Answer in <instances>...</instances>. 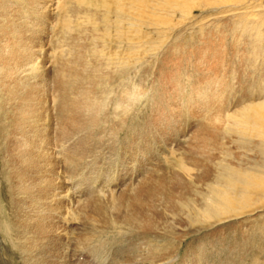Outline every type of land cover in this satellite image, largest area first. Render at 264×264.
<instances>
[{
    "label": "rangeland",
    "instance_id": "374dc122",
    "mask_svg": "<svg viewBox=\"0 0 264 264\" xmlns=\"http://www.w3.org/2000/svg\"><path fill=\"white\" fill-rule=\"evenodd\" d=\"M25 1L26 0H9L8 3V0H1L0 23L2 24L0 25H4L5 22H7L6 25H10L12 29L10 35L13 36V34H19L24 40L27 39L28 42L27 40L25 42L31 45L34 51L36 50L37 46V51H35L38 52L36 63L39 61L40 64H38V69L41 66V70L39 69L41 73L44 72V69L45 74L55 71L56 65L61 61L60 56H62V54L64 53L61 52L62 49H65V51L67 50V52H71L69 55L70 58H72V55H79L80 53H82L86 46L97 48L102 47V41H104L106 35L108 34H104L105 31L103 29L107 30L108 28H112L113 26L118 25V13L115 10L113 4L107 5L105 8L102 7L99 10H96V7L99 3L96 4L97 2H94L92 0V8H87L85 14L84 12H78L77 9H75L74 4L75 2H77V0H47L48 2L46 0H36L35 3L34 0H27L28 2ZM120 1L122 0H115L116 3ZM54 2H57V4H59L55 5ZM62 2L68 3L70 9L72 10L71 13L67 12V14H65V12H63L64 3ZM210 2L211 5L208 2L207 5L204 4L205 2H202L203 7H192V13L190 15H187L189 13V10H186V13L183 12L179 14V12H177V17L182 16L181 18L183 19H175L172 21L171 25L164 26V30L162 31V33H164L163 35L162 33L158 34L156 29L154 27H151V29H149L150 41L144 42L140 39L141 32L139 30V24H145L148 18H153L154 12L150 9H145V6H141L139 7V9L134 10V16L132 20L134 24V30L132 31V33L135 36L136 45L135 48L132 49V56L129 60L130 64H128L127 66L123 65V69L125 68L126 70L124 69V74L120 78L117 77L111 81L112 76H110L109 74L110 70H112V67H107L109 72L108 74L104 73L102 76L94 78L101 81V84L97 86V89L94 90L95 93L93 94V96H91V98L94 97V101L96 102V114L92 110V114H90V116L93 117L96 115V119L95 117L93 118V120L90 119L89 124L91 127L88 126L89 128L87 130V134L84 131L77 132L75 134L76 137L87 135L85 146L86 148L88 147V150L90 147L92 149V151L91 149L89 150V152L91 151V155L88 151H86V156H89L90 158L89 160L87 159L89 161L87 162L92 163L94 162V159L97 158L94 162L95 166L88 167L86 169L87 171L85 169L82 170L85 171L86 174L87 172L89 173L92 167H95V171L99 173L97 176L96 172V174L91 175H95V178L100 180V177L102 179L103 176H107L113 173L118 177L129 176L127 175L129 173L133 175L135 173L139 174V177L150 174L169 175L171 174L170 172H173V170H178L182 173L181 166L184 163V172L187 174H191L190 176H188L190 182L199 184L201 180H203L211 184L209 188L197 189V192L194 193V196L189 197L186 200L185 204L183 205V209L190 213L193 212V207L196 203H203L200 198H205L207 194H210L212 191H218L226 185V176L230 179H233L234 181L232 180V183H234V185L230 186L229 191L227 193H220L222 196H225L226 203L229 205L228 208L230 209L232 207L230 210L233 211H230L228 215L227 213L224 214L223 217L221 216L218 219V221L216 219L215 221H212L211 219L201 220V218L198 221V218H195L193 216L185 217V219L181 220L178 223L185 225V228L182 232H179L175 227L163 229L164 231H166L164 235H167L170 238L169 242L171 244L169 247V253H172V256H175V254H177L176 252H179L177 259H175L170 264H178L180 262H184L186 258L191 259L192 263L194 262L195 264H264V143L261 141L264 138V135L260 136L257 134V132H251L253 131V126L251 123H249L250 116L255 112L253 111L252 113L251 110H254V106L258 103L264 102V22H262V20L264 21V0H233V2H235L233 4L235 7H233L230 2L224 3L221 0H214L213 3L211 0ZM11 4L12 6L10 7ZM30 5L32 7H30ZM69 6L67 7L69 8ZM229 7L230 9H228ZM231 7L232 9L234 8V11L231 10ZM244 7H247V12L246 9L244 10ZM10 8L12 9L11 11ZM26 9H28V12H26ZM32 9L35 10L32 11ZM45 10H48L47 13L45 12ZM223 10H225L224 13ZM252 11L253 14H251ZM5 12L7 13L5 14ZM31 12L33 13L31 14ZM89 12L92 16L89 14ZM245 12L247 14V18L245 17ZM249 14L253 16H249ZM159 15L163 16L162 14ZM64 16L65 18L67 16V20H69L70 17H72L71 21L73 20V22L70 23V28H68V32L70 33V35L67 31H65V29H63ZM78 16H80L81 18H78ZM8 17L11 21L7 19ZM29 17L30 22L34 21L33 23L36 27H32L33 23L29 22ZM251 17L252 19L254 18L253 21ZM38 19H40L41 21ZM177 20L178 23L176 24ZM79 21L80 24L78 23ZM40 26L41 30L39 31ZM257 26L258 28L261 26L260 29H258ZM86 29L88 32L86 31ZM96 29L98 32L96 31ZM82 30L86 31L87 33ZM31 32H33V34ZM35 34L36 39L39 38L38 40L35 39ZM32 35L33 40L30 41V39H32ZM58 35L61 37H59ZM109 35L116 41V43L117 41H120L123 36H125L124 32H119V34L115 36L114 32H112V29L110 30ZM75 37L77 40L75 39ZM67 38L70 41H67ZM71 38L74 40V42ZM209 46L212 47H210L211 50H209ZM167 47L169 48L168 50ZM58 48H60L59 51ZM172 48L177 53L176 57L178 55L177 58L181 59V61L183 62V67H181L180 70L174 68V73H171L172 69L169 70L167 67L165 70V67L162 66L163 54L170 55L172 51H174L172 50ZM112 49H114V46L111 48V50ZM213 49L216 52H214ZM74 50L77 54L74 52ZM57 52L59 53V56H57ZM222 52H227L228 54L223 55ZM179 53L181 55H179ZM52 55L53 57H51ZM43 58H46L45 63L44 61H42L44 60ZM51 58L54 61L53 65ZM133 58H136V61H138L136 62L135 67L131 66V64L133 63ZM217 61L221 62L217 63ZM47 62H51V65ZM210 62H213L214 65L209 64ZM44 64L46 65V67L44 66ZM192 64H194L195 67ZM111 65L112 63L110 64V66ZM192 66L194 68H192ZM47 67H49V69ZM184 67H186V69H184ZM194 70H197V72H193ZM111 73L113 74V71H111ZM210 74L211 76H209ZM164 75H166L168 81L164 83L163 88L162 84L158 82V80ZM176 80H180V84H177ZM116 82H118V84ZM184 90H186V92H184ZM181 92L184 93L181 95ZM209 92L211 93V95ZM185 93L186 95L184 96ZM135 96L137 98H134ZM188 96H190V98H188ZM126 97H128V99ZM117 100H120V104ZM0 101L2 102L1 99ZM206 102L208 108H206ZM117 104H119L118 108H116ZM100 107L105 108L103 109L105 111L103 112ZM202 109L206 110L204 111ZM200 110H202L201 112H204L201 113ZM235 114H239L241 121H243L247 116L249 117V133L248 135L246 134L247 136L243 135L244 130L242 129L244 127L241 126L240 122L233 124L232 120ZM173 116L176 118H174ZM121 118L124 119L123 122H126L124 123L126 125L122 124L123 122L121 120L123 119ZM47 120L49 123L47 122ZM38 123H41L40 126L42 125L40 129H46L43 130V134H55L54 128L58 124H53L54 122L50 121L49 117H43L41 120H39ZM47 123L49 125H47ZM147 123L148 125H150L149 127ZM4 124L5 117L0 106V264H60V262L61 264H96V259L108 252H110L108 260L110 258L112 259V262L110 264H116L115 256L118 255V252L120 254L121 251L126 247L127 241L117 239V236H115L116 231L111 229L103 230L100 233L104 239L107 238L106 240L108 242H104L97 234H94V236L92 237V241L80 240L81 236L85 237L83 235L86 234V231L89 232L87 224H84L83 214L81 215L83 218L82 219L77 217L76 214L68 213L69 215L67 217L70 219V223H68V220L65 218V216H63L59 220H56L52 223L53 225L51 224L49 226L50 229L53 230V232L50 229H46L43 232L42 237L40 235L38 236L35 243H31L30 241L33 240L36 236L33 234L32 230H29L30 232H32L30 240H28L29 237L27 235L25 239H20L19 236H21L24 226L17 221L18 213H16L15 210V195L13 193L15 191L13 190V183H11L12 180L8 175L7 161L9 160V155L4 151L5 144L3 141L5 139V135L8 133L7 130L4 129ZM39 124L36 125V128L39 127ZM106 124H108V126H106ZM94 125L97 127H95ZM109 125L113 127L111 128V126L109 127ZM115 126L119 127L120 129L116 128ZM125 126L128 128H126ZM52 127L53 131L51 130ZM174 127L176 128V130ZM93 128L94 130H92ZM109 128L113 132L109 133ZM199 128H207L211 134H215L217 136V147L219 148H216L214 146L212 147V149H210V147H206L202 143V146L194 151L190 146H188V140L197 138L196 130ZM100 131L104 133L102 134ZM131 131H133V133ZM133 134L135 135L133 136ZM102 136L103 138H106L103 139ZM243 136L246 139L242 138ZM109 138H111L112 142H109ZM126 138H129V140L127 141ZM102 139L106 141H103ZM96 141L99 142V144L96 143ZM197 142L198 140L196 141L194 139L195 147L197 146ZM220 142L224 144H221ZM87 143L89 144L87 145ZM123 144L128 148L123 146ZM131 145L133 146L131 147ZM212 145L213 144L211 142V146ZM222 145L224 146V149H221L223 147ZM139 146L141 147V149ZM95 147L96 151H98L97 153L95 151ZM177 147L180 148L178 149ZM183 150L185 151L183 152L184 154L181 152L183 158L175 159L178 157L176 155H178L179 152ZM100 151L102 152L100 153ZM172 151L174 154H171ZM189 151H193L196 153L195 161L189 160ZM92 152L96 154L94 157H92ZM163 157L165 160L163 159ZM129 166L132 169H130ZM198 166H201V169H198ZM102 169L104 170V172ZM204 171H206V173L203 175V177H201L200 175H195ZM221 173L223 174L221 175ZM235 173L248 174V188L242 187L241 179L237 175H235ZM232 174L234 175L233 177ZM196 178H200L201 180L197 182ZM255 178H258V180H256ZM112 186L113 185H111V189L114 188L113 190L117 191L118 188L116 189V186ZM69 188L71 187L69 186ZM12 194L14 195L13 197L11 196ZM258 197L261 198V200ZM14 213L17 215H15ZM15 217L17 219H15ZM49 221H51V219H49ZM71 221H73V223ZM81 221L83 224L81 223ZM41 222L46 223L42 219ZM58 223L60 227H58ZM208 223L213 224L212 226L208 227ZM72 225L75 226L73 227ZM77 225L81 228L79 229ZM55 226H57L56 229L59 232L55 229ZM79 230L81 231L79 232ZM50 232L53 234H51ZM83 232L85 234H83ZM23 233L25 234V231ZM70 233L73 234L70 235ZM65 234H68L67 237L65 236ZM179 234H187V236H184L183 240L181 241V250H177V246H175V239L177 236L179 237ZM110 238L112 241H110ZM94 239H99L100 241H94ZM41 240L45 242L44 246H41L39 244ZM71 241H74V244ZM22 242H24L26 245L22 246ZM79 242H82L81 245H79ZM33 244H37V247L35 246L36 248H33ZM158 244H161L160 241H158ZM65 246H69L68 248L72 249L69 250ZM86 247H88V249H86ZM118 248H120L119 251H117ZM170 249L173 252H171ZM173 249H176V252ZM38 251L42 252H39L38 254ZM66 251H68V253ZM99 251L101 252V254ZM64 252L66 253L64 254ZM69 253H71L75 257H73L71 254L70 256H67L69 255ZM92 253L94 255H92ZM122 255L123 254H120V257ZM92 256L94 260L92 259ZM78 258L80 261L78 260ZM170 260H172V257L170 258Z\"/></svg>",
    "mask_w": 264,
    "mask_h": 264
},
{
    "label": "bare ground",
    "instance_id": "6f19581e",
    "mask_svg": "<svg viewBox=\"0 0 264 264\" xmlns=\"http://www.w3.org/2000/svg\"><path fill=\"white\" fill-rule=\"evenodd\" d=\"M91 1L92 0H77V2H75V4H74V7H75V9H77L78 12H82V13L84 12L85 13L87 8H89V9L92 8ZM93 1L97 2L96 4L99 3L98 6L96 7L97 8L96 10H99L102 7L105 8L107 5L113 4L115 10L118 13V25H115L112 28H108L107 30L103 29L105 31L104 34H107V33L108 34L106 35V37L104 36L105 39H104V41H102V44H101L102 47L97 48V47L85 45L86 47L84 48L82 53H80L79 55H72L73 59L70 58V55H69L71 52H67V50L65 51V49L63 50L60 47L62 49L61 52H64L62 54V56H60L61 61H60V63H58L56 65L55 71L50 72L48 74L44 73L45 69H44L43 73L40 72L41 66L39 68L40 70L38 69V66H39L38 64H40V63L38 60H37L38 62L36 63V59L38 58V56H37L38 52H35V51H37V46H36V50L34 51V49L31 47V45H29L27 43L28 42L27 39H26L27 42H25L26 40H24L19 34H16V35L13 34V36L10 35L12 32V29H11L10 25H6L7 22H5L4 25H0V99L2 100V102L0 101V106L3 110L4 117H5L4 129L7 130V132H8L5 135L4 141H3V139H2V141L5 144L4 151H5V153H8V155H9V157H8L9 160L7 161L8 175L12 180L11 183H13V188H14L13 190L15 191L13 193L15 195V201H14L15 202L14 205H16L15 210H16V213H18V216H17L18 220L17 221L24 226V229L21 233V236H19L20 234L18 236L20 237V239H25V237L27 235L29 237L28 240H30V237L32 236L31 235L32 232H30L29 230H32L33 234L36 236L34 237L33 240H30V241H31V243H35L37 241L38 236L40 235L42 237L43 232L46 229H50L49 226L53 222H55L56 220H59L63 216H65V218L68 220V223H70L69 222L70 219L67 217L70 213L76 214L77 217H79V218H82L81 215L83 214L84 224H87L89 232L86 231V234L83 232V234H85V235H83V234L82 235L85 237L81 236L80 240L92 241L93 240L92 237L94 236V234H97L105 242V241H107L106 240L107 238L104 239L100 233L103 230L111 229V230L116 231L115 236H117V239H121L122 241H127L126 247L120 253L123 255L120 257L119 252H118V255L115 254L116 255L115 256V263L116 264H170L175 259H177L179 252H176V249H173V250H175V252L177 254H175V256H172V253H169V247L171 244L169 242L170 238L167 235H164L166 231H164L163 229L175 227L176 229H178L179 232H182L185 228V225L184 224H178V223L181 220L185 219V217L193 216L195 218H198V221L200 218H201V220L211 219L212 221H215V219H216L218 221V219L221 216L223 217L224 214L227 213V215H228V213H230V211H233V210H230L232 207L230 209L228 208L229 205L226 203L225 196H222L220 193H227L229 191L230 186L234 185V183H232L233 179H230L229 177L226 176V180H225V181H227L226 185L218 191H212L210 194H207L205 196V198H200V200L203 203L202 204L196 203L193 207V212L190 213V212H187L183 209V205L185 204L186 200L189 197H193L194 193L197 192V189L209 188L211 184L201 180L200 178H196L197 182H199L201 180V182L199 184H194L193 182H190L188 176H190L191 174H187L184 172V163L182 161H181L183 163L181 166L182 167V169H181L182 173L179 172L178 170H173V172H170L171 174H169V175H166V174H164V175L163 174L151 175L150 174V175H143L142 177H139V174H136V173L134 175L129 173V174H127L129 176L118 177L113 173V174H110L107 176L106 175L103 176L102 179L100 177V180H99V179L95 178V175L94 176L91 175V174L97 173L95 171L96 170L95 167H92L91 169L89 168L90 169L89 173L87 172L85 174V171H83L84 169L86 170L90 166H95L94 162L97 159V158H95L94 162L88 163L89 162L88 160L90 158H89V156L88 157L86 156V151L89 152L91 147L88 150V147L86 148V146H85L87 135L86 136L80 135L81 137H76L75 134L77 132H82V131H84L87 134L88 128L91 127L89 124L90 119L93 120L94 117L96 119V115H95L96 114L95 113L96 102L94 101V97L91 98V96H93V94L95 93L94 90H96L97 86L99 84H101V81L94 79V78H97L98 76H102L104 73L108 74L109 72H108L107 67H112V70H110V74H109L110 76H112L111 81L117 77L120 78L124 74L125 68L123 69V65L127 66L128 64H130L129 60H130V57L132 56V49H134L135 45H136V39L132 33V31L134 30V26H133L134 24L132 22L133 16H134V10L139 9V7H141V6H145V9H148V10L150 9L151 11L154 12L153 18H148V20L145 24H139V30L141 32L140 39L144 42V41H150L149 29H151V27H154L158 34L162 33V31L164 30V26L171 25L172 21L175 19H181V20L183 19V18H181L182 16L177 17V14H176L177 12H179V14H180V13L185 12L186 10H189V13L187 11V13H188L187 15H190L192 13V10H191L192 7H195V6L203 7L202 2H205L204 4H206V5L208 2L211 5V2H210L211 0H206V1H202V0H122V1L117 2V3L115 2V0H110V1L109 0H93ZM213 1L214 0H212V3H213ZM221 1L224 3L230 2L231 5H233L235 3V2H233V0H221ZM252 1H255V0H252ZM35 2H36V0H34V3ZM8 3H9V0H8ZM62 3H64V2H62ZM72 3H73V1H72ZM0 4H1V0H0ZM56 4H57V2L55 3V5ZM5 5H6V3H5ZM11 6H12V4L10 5V7ZM63 6H64V10H65V11L63 10V12H65V14H67V12H70V13L72 12V10L70 9V6L68 5L67 2L64 3ZM67 6H69V8ZM30 7H32V6L30 5ZM40 7H42V6H40ZM233 7H235V6L233 5ZM54 8H56V7H54ZM228 9H230V7ZM233 9L231 7V10H233ZM245 9L247 12V7L246 8L244 7V10ZM3 10H4V6H3ZM11 10L12 9L10 8V11ZM27 10L28 9H26V12H28ZM33 10H35V9H32V11ZM109 10H111V9H109ZM236 10H238V9H236ZM47 11L45 10L46 13H47ZM22 12H23V9H22ZM224 12H225V10H223V13ZM240 12H241V8H240ZM246 12H245V14H246ZM6 13L7 12H5V14ZM32 13L33 12H31V14ZM59 13H60V11H59ZM158 13L162 14L163 16H160ZM218 13H219V11H218ZM89 14H90V12H89ZM236 14H237V12H236ZM241 14H243V13H241ZM251 14H253V11ZM60 16H61V14H60ZM249 16H253V15L249 14ZM79 17L80 16H78V18ZM81 17H82V15H81ZM245 17L247 18V14ZM66 18H67V16H66ZM66 18H65V16L63 17V20H64L63 21V27H64L63 29H65V31L68 32V28H70V26H71L70 23L73 22V20L71 21L72 17H70L69 20H67ZM7 19L9 20V17ZM29 19H30V17L28 18V20ZM251 19H252V17H251ZM253 19H252V21H253ZM15 20H14V23H15ZM38 20H40V19H38ZM44 20H45V17H44ZM9 21H11V20H9ZM84 21H83V23H84ZM1 22H3V21H1ZM29 22H30V20H29ZM31 22L33 23L34 21H31ZM258 22H259V20H258ZM262 22H264V21L262 20ZM78 23L80 24V21ZM177 23H178V20L176 21V24ZM0 24H2V23H0ZM34 26L35 25L33 23L32 27H34ZM41 26H42V24H41ZM41 26H40L39 31L41 30ZM32 27H30V28H32ZM260 27L258 28V26H257L258 29H260ZM37 28H38V26H37ZM43 28H44V26H43ZM250 28H251V26H250ZM111 29H112V32H114L115 36H117L119 34V32H124L125 36H123L121 38V40L117 41V43H116V41L112 37H110V35H109ZM25 30H26V28H25ZM82 31H84V30H82ZM86 31H87V29H86ZM86 31H84V32H86ZM96 31H97V29H96ZM33 32H34V30H33ZM33 32H31V33L33 34ZM35 33H36V31H35ZM68 34L70 35L69 32H68ZM81 34H83V33H81ZM163 34L164 33H162V35ZM27 35H28V33H27ZM31 37H32V39H30V41L33 40V35ZM59 37H61V36H59ZM35 39H36V34H35ZM38 39H36V40H38ZM75 39H76V37H75ZM68 40L69 39L67 38V41ZM84 40H86V39H84ZM97 40H99V39H97ZM101 40H103V39H101ZM221 40H222V38H221ZM72 41L74 42L73 39H72ZM163 41H165V40H163ZM34 42H35V40H34ZM113 46H114V49L111 50V48ZM210 47L211 46H209V50H211ZM60 48H58V51L60 50ZM162 48H163V46H162ZM69 49H71V48H69ZM168 49L169 48L167 47V50ZM172 50H174V49L172 48ZM45 51H46V49H45ZM213 51L216 52L214 49H213ZM74 52H75V50H74ZM52 54H53V51H52ZM57 54H54V55L59 56L58 52H57ZM176 54L177 53L175 50L172 51V53L170 55L163 54L162 66L165 67V70L167 67L169 70L172 69L171 73H174V70H175L174 68H176L177 70L178 69L180 70L181 67H183V64H182L183 62L181 61V59L177 58L178 55L176 57ZM222 54L226 55L228 53L222 52ZM50 55H51V53H50ZM179 55H181V54L179 53ZM241 55H242V53H241ZM185 56H187V55H185ZM51 57H53V55ZM235 58H236V56H235ZM40 59H41V57H40ZM43 59L44 60H42V61H44V63H45L46 58H43ZM58 59H60V58H58ZM51 60H52V58H51ZM136 60H137L136 58H133V60H132L133 63L131 64L132 67H135L136 62H138ZM53 62L54 61L52 60V65H53ZM220 62L221 61H217V63H220ZM50 63H48V64H50ZM111 63H112V65L110 66ZM209 64L214 65L213 62H210ZM54 65H55V63H54ZM192 65H194V64H192ZM44 66L46 67L45 64H44ZM194 67H195V65H194ZM194 67L192 66V68H194ZM47 68L49 69V67H47ZM184 69H186V67H184ZM197 70H194L193 72H197ZM111 71H113V74L111 73ZM217 73H218V71H217ZM171 75H173V74H171ZM209 76H211V74ZM219 77H221V76H219ZM167 81H168V78L166 77V75L160 77V79L158 80V82H160L162 84L163 88H164V83H166ZM176 81H177V84H180V80H176ZM116 83L118 84V82H116ZM119 86H120V84H119ZM219 87H221V86H219ZM216 88H217V86H216ZM152 89H153V87H152ZM218 91H219V89H218ZM184 92H186V90H184ZM184 92H181V95ZM103 93H104V91H103ZM218 93H220V92H218ZM158 94H159V92H158ZM206 94H205V96H206ZM214 94H216V93H214ZM185 95H186V93L184 94V96ZM210 95H211V93H210ZM119 96H120V94H119ZM158 97H159V95H158ZM107 98H109V97H107ZM126 98L128 99V97H126ZM134 98H137V97L135 96ZM188 98H190V96H188ZM117 101H119V104H120V100H117ZM205 101H207V100H205ZM201 103H202V101H201ZM119 104H117L116 108H118ZM209 104H210V102H209ZM175 106H177V105H175ZM98 107H99V105H98ZM192 107H193V105H192ZM206 108H208L207 102H206ZM100 109L103 112L105 111V110H103L105 108L100 107ZM197 109H199V108H197ZM197 109H196V111H197ZM92 110L95 113L94 114L95 116H93V117L90 116V114H92ZM202 110H204V109H202ZM202 110H200V112ZM253 111H255L254 114L251 116L249 115L250 116L249 123H251L253 126V128H252L253 131H251V132H257L258 135L263 136L264 135V102H260L257 105H255L254 110L252 109L251 112L253 113ZM203 112H201V113H203ZM168 114H171V113H168ZM43 117H47V118L49 117L50 121L54 122L53 124H56V123L58 124L54 128V132H55V134L53 133L54 135L51 133L43 134L44 133L43 130L45 128L43 130H42V128L40 129V127L42 125L40 126L41 123L40 124L38 123L39 120H41ZM123 118H121V119H123ZM174 118H176V117H174ZM124 119L121 121L123 122ZM170 119H171V117H170ZM248 119H249V117L247 116L243 121H241L239 114H235L234 118L232 120L233 124L240 122L241 126L244 127L242 129V130H244V132H243L244 136H247L249 133L248 132L249 131ZM127 120H129V119H127ZM130 120H131V118H130ZM96 121H98V120H96ZM47 122H48V120H47ZM224 122H225V120H224ZM48 123H47V125H49ZM119 123H120V120H119ZM124 123H126V122H123L122 124H124ZM37 124H39V127L36 128ZM92 124H93V122H92ZM111 124H112V121H111ZM118 125H116V126H118ZM124 125H126V124H124ZM147 125H148V123H147ZM106 126H108V124H106ZM110 126L111 125H109V127ZM149 126L150 125H148V127ZM53 127L51 128V130L53 129ZM95 127H97V126H95ZM112 127L113 126H111V128ZM123 127H122V130H123ZM227 127H231V126H227ZM227 127H225V128H227ZM94 128L92 130H94ZM116 128H119V127H116ZM126 128H128V127H126ZM38 129H40V130H38ZM51 130H49V131H51ZM108 130H110V128ZM130 130H131V128H130ZM175 130H176V128H175ZM47 131H48V129H47ZM47 131H46V133H47ZM161 131H162V129H161ZM193 131H195V130H193ZM196 131H197V138H192L193 141L188 140V146H190L194 151L196 149H199L202 146V143L206 147H210V149H212V147H214V146L216 148H219V147H217L218 145L216 143L217 142V136L215 134H211L207 128H205V129L199 128ZM107 132H105V133H107ZM110 132H113V131L110 130L109 133ZM131 132L133 133V131H131ZM166 132H168V131H166ZM135 134H133V136ZM175 134H177V133H175ZM94 135H95V133H94ZM244 136L242 138H245ZM102 138H103V136H102ZM105 138L106 137H104L103 139H105ZM224 138H225V136H224ZM88 139H90V138H88ZM109 139H110V141L109 140L108 141L112 142L111 138H109ZM194 139L196 141L198 140L196 147L194 146ZM99 140H100V138H99ZM126 140L128 141L129 138L128 139L126 138ZM103 141H106V140H103ZM261 141L264 143V138ZM211 142L213 144L212 146H211ZM89 143H87V145ZM96 143L99 144V142H97V141H96ZM221 144H224V143H221ZM140 145H142V144H140ZM123 146H125V145L123 144ZM132 146L133 145H131V147ZM96 147H95V151H96ZM125 147H127V146H125ZM102 148H101V150H102ZM140 149H141V147H140ZM221 149H224V146ZM180 150H182V149H180ZM91 151H92V149H91ZM173 151L171 152V154L173 153ZM90 152H89V154H90ZM97 152L98 151H96V153ZM101 152L102 151H100V153ZM176 152H177V149H176ZM181 152L183 153L185 151L184 150L180 151L179 154L176 155L178 157L175 159H182L183 158V155ZM174 153H175V151H174ZM93 154L94 153L92 152V157H94L96 155V154H94V155ZM124 156H125V154H124ZM139 158H140V156H139ZM188 158L191 161H195L196 153L193 151H189ZM218 158H219V155H218ZM163 159H164V157H163ZM220 160H222V159H220ZM99 167H100V165H99ZM130 169H132V168L130 167ZM198 169H201V166H198ZM106 170H107V168H106ZM100 172H101V170H100ZM103 172H104V170H103ZM98 173L96 174V176L98 175ZM205 173H206V171L201 172V173H197L195 175H200L201 177H203V175ZM88 174H90V175H88ZM222 174L223 173H221V175ZM119 175H120V173H119ZM235 175H237L241 179L242 187L248 188V186H249L248 185V174H240V173L237 174V173H235ZM233 176L234 175L232 174V177ZM255 179L258 180V178H255ZM137 181H140L141 183L137 182ZM111 185H113L112 187L116 186V189L118 188L117 191L113 190L114 188L111 189ZM255 185H257V184H255ZM69 186L71 188H69ZM253 190H256V189H253ZM263 192H264V190H263ZM260 194H263V193H260ZM14 195L12 194L11 196L13 197ZM261 196H263V195H261ZM259 199L261 200V198H259ZM257 201H259V200H257ZM249 202H250V199H249ZM10 203H12V202H10ZM10 211H13V210H10ZM11 213H13V212H11ZM15 215H17V214H15ZM15 219H17V218L15 217ZM41 219L44 220L46 223H42ZM49 219H51V221H49ZM73 221H71V222L73 223ZM81 223H82V221H81ZM212 224L213 223H208L207 226L210 227V226H212ZM58 227H60L59 223H58ZM56 228H57V226H55V229ZM78 228L80 229L81 227L78 226ZM50 230H52V229H50ZM24 231H25V234L23 233ZM80 231L81 230H79V232ZM52 232H53V230H52ZM79 232H78V235H79ZM16 234H17V232H16ZM51 234H53V233H51ZM72 234L70 233V235H72ZM112 234H114V233H112ZM67 235L65 234L66 237H67ZM184 236H187V234H179V237L178 236L176 237V239H175L176 245L175 246H177V250H181V248H180V246L182 245L181 241L183 240ZM49 237H51V236H49ZM104 237H106V236H104ZM73 238H74V236H73ZM111 238H110V241H112ZM117 239H116V241H117ZM48 240H49V238H48ZM95 240L100 241L99 239H94V241ZM158 241H160L161 244H158ZM71 242L74 244V241H71ZM81 243L79 245H81ZM101 243H103V242H101ZM39 244L41 246H44L45 242H43L41 240ZM21 245L25 246L26 244L24 242H22ZM66 245H68V244H66ZM76 245H77V243H76ZM35 246L37 247V244L32 245L33 248ZM47 247H48V244H47ZM65 247L67 249H69L68 248L69 246H65ZM28 248H26V249H28ZM70 249H72V248H70ZM86 249H88V247H86ZM119 249L120 248H118L117 251H119ZM23 250H24V248H23ZM62 251H63V248H62ZM185 251H186V249H185ZM39 252L41 253L42 251H38V254H39ZM66 252L68 253V251H66ZM66 252H64V254ZM171 252H173V251L171 250ZM109 253L110 252H108L104 255H101V256H99V258L96 256L98 258V259H96L97 260L96 264H110L112 262V259L110 258L108 260V257L110 256ZM14 254H16V253H14ZM70 254L71 253H69V255H67V256H70ZM100 254H101V252H100ZM61 255H63V254H61ZM92 255H94V254L92 253ZM72 256L75 257L74 255H72ZM171 257H172V260H170ZM68 258H70V257H68ZM92 259H93V256H92ZM78 260H79V258H78ZM71 261H72V259H71ZM60 264H61V262H60ZM82 264H84V263H82ZM178 264H195V263L194 262L192 263L191 259L186 258L184 260V262H180Z\"/></svg>",
    "mask_w": 264,
    "mask_h": 264
}]
</instances>
